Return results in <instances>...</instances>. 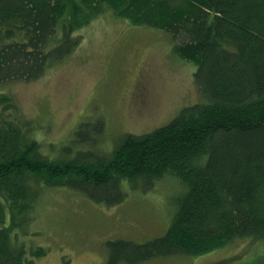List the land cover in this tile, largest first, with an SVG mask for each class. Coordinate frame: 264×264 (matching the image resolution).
<instances>
[{"label":"trees","instance_id":"trees-1","mask_svg":"<svg viewBox=\"0 0 264 264\" xmlns=\"http://www.w3.org/2000/svg\"><path fill=\"white\" fill-rule=\"evenodd\" d=\"M106 13L169 33L177 54L197 64L202 100L153 132L122 135L108 155L89 150L56 160L15 98L0 93V264L47 255L24 240L43 190L68 187L116 206L127 197L124 181L151 189L167 176L185 187L167 234L109 242V264L264 239V0H0V86L42 78ZM105 130L103 119L83 123L76 142L95 145Z\"/></svg>","mask_w":264,"mask_h":264},{"label":"rangeland","instance_id":"rangeland-1","mask_svg":"<svg viewBox=\"0 0 264 264\" xmlns=\"http://www.w3.org/2000/svg\"><path fill=\"white\" fill-rule=\"evenodd\" d=\"M79 35L83 39L76 51L42 78L0 86V93L12 95L33 122L50 158L72 160L89 150L108 155L122 135L153 132L201 102L197 64L177 54L169 33L106 13ZM143 80L145 96L135 106ZM99 119L106 123L99 142L77 143L80 126ZM122 187L127 197L116 206L97 204L68 187L43 190L24 237L29 248L47 250L35 264H109V242L144 244L167 234L184 185L167 176L151 189L128 181ZM140 264H264V239H239L200 256Z\"/></svg>","mask_w":264,"mask_h":264},{"label":"flooded vegetation","instance_id":"flooded-vegetation-1","mask_svg":"<svg viewBox=\"0 0 264 264\" xmlns=\"http://www.w3.org/2000/svg\"><path fill=\"white\" fill-rule=\"evenodd\" d=\"M143 86H144V80L143 81H141L140 82V84L136 87V89H137V94H136V96L138 97H136V99H135V101H134V105L135 106H137V104L139 103V101H141L142 100V98L145 96V94L144 93H142L143 92Z\"/></svg>","mask_w":264,"mask_h":264}]
</instances>
